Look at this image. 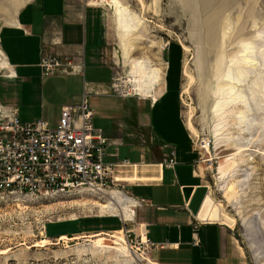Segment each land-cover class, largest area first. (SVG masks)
I'll use <instances>...</instances> for the list:
<instances>
[{
	"label": "rangeland",
	"instance_id": "rangeland-1",
	"mask_svg": "<svg viewBox=\"0 0 264 264\" xmlns=\"http://www.w3.org/2000/svg\"><path fill=\"white\" fill-rule=\"evenodd\" d=\"M26 1L0 0V25ZM119 1L142 21L135 38L124 42L119 33L121 43L132 47L126 53H134L146 40L151 44L142 45L132 56L138 58L135 61L150 62L168 81L170 71L162 73L155 63L163 64V53L168 51V56L176 48L175 81L183 122L194 143L210 142L207 154L200 151L197 164L204 200L208 198L228 218L226 228L244 248L249 264H264V64L256 67L262 76L258 110L247 96L255 72L245 82L235 77L238 67L249 70L255 56L260 65L264 0H228L231 6L219 15L210 14L208 22L196 0ZM156 42L161 49L153 48ZM169 46L173 47L168 50ZM112 47L120 56L116 42ZM2 61L0 55V74ZM116 71V80L127 88L131 67L120 60ZM245 109L253 117L245 120ZM238 143L249 145L250 151L237 154ZM124 195L112 191L46 198L0 195V264H159L154 247L142 243V231L134 233L131 219L120 214L122 206L127 204L128 211L131 205ZM126 231L132 235L127 237ZM115 232H121L120 237Z\"/></svg>",
	"mask_w": 264,
	"mask_h": 264
},
{
	"label": "crops",
	"instance_id": "crops-1",
	"mask_svg": "<svg viewBox=\"0 0 264 264\" xmlns=\"http://www.w3.org/2000/svg\"><path fill=\"white\" fill-rule=\"evenodd\" d=\"M109 2L28 0L3 21L0 52L6 64L1 67L5 73L0 74V115H15L21 122L41 119L55 127L61 108L79 103L86 94L93 126L108 140L106 161L128 159L132 164L116 176L115 184L125 195L120 194L131 203L126 214H120L131 219L134 233L142 231V242L146 238L155 245L156 261L249 264L244 248L226 228L227 217L212 205L207 219L200 221L190 209L203 187L202 173L181 115L176 48L168 56V51L163 53V64L155 63L162 73L170 71L168 81L162 74L158 82L139 90L129 73L127 89L134 94H112L120 60L130 70L138 59L132 56L150 42H142L127 54L126 49L132 47L121 43L117 13ZM115 42L120 56L111 51ZM156 44L153 48L161 49ZM43 54L70 60L73 66L43 75L39 67ZM171 152L175 165L166 167L164 161ZM185 188H191L187 202Z\"/></svg>",
	"mask_w": 264,
	"mask_h": 264
},
{
	"label": "built area",
	"instance_id": "built-area-1",
	"mask_svg": "<svg viewBox=\"0 0 264 264\" xmlns=\"http://www.w3.org/2000/svg\"><path fill=\"white\" fill-rule=\"evenodd\" d=\"M72 66L70 60L46 54L39 64L43 75ZM111 92L121 97L134 94L117 80L111 84ZM93 118L86 94L79 103L61 108L55 127L41 119L21 122L15 115H0V195L46 198L109 190L122 193L115 184L116 176L132 164L128 159L106 161L108 140L93 126ZM195 144L198 158L200 151L210 147V142L203 139ZM164 165H175L173 152ZM126 233L127 237L132 235ZM142 243L155 247L146 238Z\"/></svg>",
	"mask_w": 264,
	"mask_h": 264
},
{
	"label": "bare ground",
	"instance_id": "bare-ground-1",
	"mask_svg": "<svg viewBox=\"0 0 264 264\" xmlns=\"http://www.w3.org/2000/svg\"><path fill=\"white\" fill-rule=\"evenodd\" d=\"M184 1H189V0H184ZM195 1V0H194ZM190 2H192L190 0ZM196 2H201L199 3V9L201 14L206 15L207 17L210 16V14H214L216 13L217 15H219V12H223L224 10H227L231 4L229 3L228 0H196ZM110 4H112L115 7L116 13H117V20H118V30L120 33V36L122 37L123 41L126 40L128 41L129 38H135V34H137V29L139 28V26L141 24V18L139 17H135L133 16V14L131 15L129 12V10L126 9V7H124L119 0H110L109 2ZM193 4V3H192ZM214 12V13H213ZM209 17L206 19L208 22ZM138 38V37H137ZM125 42V41H124ZM151 45V44H150ZM152 47V46H151ZM186 50V49H184ZM264 51V50H263ZM135 52V51H134ZM261 53V52H260ZM259 54V53H258ZM0 55L2 56V54L0 53ZM260 56V57H259ZM259 59L260 60V65H257V63H255L257 58H253V62L252 65L250 66L249 70H246L245 67H238V71L237 74L235 75V77H237V82L240 81H246V79L249 78V75L251 76L252 72L254 74L253 77V82L252 85H250L248 92L249 95L248 96V101L250 100V102H252L254 104V106L257 107L258 110V105H257V101H258V96H259V91L261 90L262 87V76H261V70L259 71V69L257 70L256 67L258 66H262V64H264V52L261 53V55H259ZM145 59V58H144ZM2 63L4 66L6 63L4 61V58L2 57ZM140 60V59H139ZM146 60V59H145ZM243 62V61H242ZM236 66L240 65L238 62H235ZM251 64V63H250ZM264 66V65H263ZM231 74V71L229 72ZM161 73L158 71V69L153 68L150 65V62L148 61H134L132 66H131V71H130V75L132 77V81L133 84L139 89V90H143L146 89L148 87H150L151 85H153L154 83L158 82L160 79V75ZM183 76L188 78L189 80H191V77L188 75V73L186 71H184ZM232 77V76H231ZM231 79V78H230ZM239 84V83H238ZM228 88L230 90L233 89L232 85L228 84ZM248 89V88H247ZM228 90V89H227ZM186 91V90H185ZM230 92V91H229ZM141 94V93H140ZM232 101V100H231ZM242 102V101H241ZM231 103V102H230ZM245 103V101H244ZM227 105L229 104L228 102L226 103ZM225 104V106H226ZM245 108V106H243ZM255 108V107H254ZM247 109V108H246ZM244 110V112L241 114L242 116H244V119L246 120L249 116L250 118L253 117V115H251L249 113L248 110ZM255 110V109H254ZM256 110V111H257ZM252 111V110H251ZM254 114V112H253ZM241 120H243L241 118ZM190 122V121H189ZM249 122V121H248ZM191 124V123H189ZM244 125V122L243 124ZM192 126V125H191ZM244 128V127H242ZM195 130V129H194ZM194 133V132H193ZM196 133V132H195ZM256 142V141H255ZM258 142V141H257ZM248 143V142H247ZM257 144V143H256ZM236 147V150L238 151L237 154H241L243 152H247L250 151L249 150V145L247 144H235L234 145ZM251 146V143H250ZM254 147V146H253ZM251 147V148H253ZM256 149V148H254ZM209 150V149H208ZM208 150L206 151V154L208 153ZM253 153L258 154L259 151L255 150L253 151ZM252 153V154H253ZM261 154V153H260ZM259 155V154H258ZM243 156V155H242ZM251 156V155H250ZM244 157V156H243ZM249 158V157H248ZM246 159V158H245ZM233 173V172H231ZM105 192V191H103ZM107 192V191H106ZM91 193H96V192H91ZM117 193L120 194V192L117 191ZM17 196V195H15ZM19 197V196H18ZM122 203H125L124 201H122ZM129 204V202H128ZM126 205H124V207L122 206V213L126 214L127 210H126ZM212 205L211 202L208 200V198H205V200L202 202L201 207L197 213V218L200 221H205L211 211ZM102 209H107V207H102ZM118 237H120L121 232L119 233H115ZM104 235V234H103ZM115 235V236H116ZM93 236H97L99 237L100 234H96ZM122 238V237H121ZM65 239V238H63ZM125 240L122 238V242H124ZM116 244V243H115ZM120 246V245H117Z\"/></svg>",
	"mask_w": 264,
	"mask_h": 264
},
{
	"label": "water",
	"instance_id": "water-1",
	"mask_svg": "<svg viewBox=\"0 0 264 264\" xmlns=\"http://www.w3.org/2000/svg\"><path fill=\"white\" fill-rule=\"evenodd\" d=\"M223 27H224V25L222 26V29H223ZM222 29H219L218 32H220ZM223 37H225V35H223ZM223 37H222V39H223ZM3 73H5V70L3 71ZM190 193H191V188H185L183 190V195H184V199L186 202L189 199ZM204 197H205V187H201L197 190V192H196V194H195V196H194V198L190 204V209L192 210L193 214L196 215L197 212L199 211L201 204L204 200Z\"/></svg>",
	"mask_w": 264,
	"mask_h": 264
}]
</instances>
